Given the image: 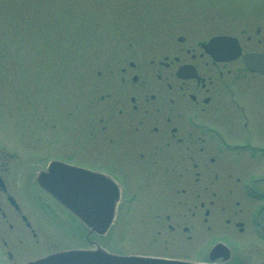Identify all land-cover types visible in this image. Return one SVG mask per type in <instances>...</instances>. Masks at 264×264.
I'll return each instance as SVG.
<instances>
[{
  "label": "flooded vegetation",
  "instance_id": "obj_1",
  "mask_svg": "<svg viewBox=\"0 0 264 264\" xmlns=\"http://www.w3.org/2000/svg\"><path fill=\"white\" fill-rule=\"evenodd\" d=\"M234 17L238 23L226 27L217 25V17L205 32L178 22L173 29L182 33L166 29L149 49L137 38L129 58L115 56L105 64L94 87L100 91L97 117L87 108L80 121L87 135H98L96 164L62 153L47 160L110 177L121 193L113 225L121 224L123 212L134 218L157 211V233L167 231L162 240L180 244L183 252L164 256L264 264V74L243 61L244 54H264V17ZM217 36L234 39L232 48L217 47L234 55L215 58L206 51L207 40ZM26 162L0 136V264L73 248L54 245L43 255L17 259L25 252L26 232L37 245L49 218L63 222L68 234L72 230L68 216L27 193ZM97 238L85 233L78 247Z\"/></svg>",
  "mask_w": 264,
  "mask_h": 264
},
{
  "label": "rangeland",
  "instance_id": "obj_2",
  "mask_svg": "<svg viewBox=\"0 0 264 264\" xmlns=\"http://www.w3.org/2000/svg\"><path fill=\"white\" fill-rule=\"evenodd\" d=\"M244 14L261 20L264 0H0V136H7L10 149L27 161V193L41 194L30 186L31 168L42 169L58 153L96 164L98 135H87L80 121L87 108L97 117L100 91L94 87L107 72L105 64L115 56L129 58L137 38L149 49L166 29L182 33L173 29L178 22L205 32L217 17L222 20L217 25L226 27ZM24 204L31 215L30 204ZM157 216V211H139L134 218L133 212H123L122 225L95 241L121 254L183 253L180 244L162 240L167 231L157 233ZM49 220L53 225L41 223L37 245L26 232L18 260L43 255L54 245L83 246L79 226L72 224L68 234L63 222Z\"/></svg>",
  "mask_w": 264,
  "mask_h": 264
},
{
  "label": "water",
  "instance_id": "obj_3",
  "mask_svg": "<svg viewBox=\"0 0 264 264\" xmlns=\"http://www.w3.org/2000/svg\"><path fill=\"white\" fill-rule=\"evenodd\" d=\"M225 38H213L206 46L215 57L227 54L216 51L217 46L225 42ZM227 40V39H226ZM214 43H217L214 45ZM211 49V50H210ZM247 65L264 73V55H246ZM48 173L39 174L37 182L54 195L69 211L79 218L88 228L89 233L105 234L114 218L118 201V190L108 179H102L95 173L78 167H59L50 164ZM42 175V176H41ZM45 175V176H44ZM61 175L58 183L64 188H56L54 179ZM63 176V177H62ZM25 264H201L184 260L166 259L142 255H117L107 252L96 245L94 249L68 250L50 254L44 258Z\"/></svg>",
  "mask_w": 264,
  "mask_h": 264
}]
</instances>
